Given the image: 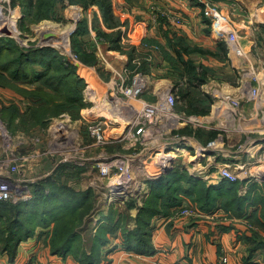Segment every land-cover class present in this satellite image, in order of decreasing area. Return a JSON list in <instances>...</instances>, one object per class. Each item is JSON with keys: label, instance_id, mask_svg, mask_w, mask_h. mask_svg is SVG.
<instances>
[{"label": "crops", "instance_id": "obj_1", "mask_svg": "<svg viewBox=\"0 0 264 264\" xmlns=\"http://www.w3.org/2000/svg\"><path fill=\"white\" fill-rule=\"evenodd\" d=\"M113 1L116 15L126 19L128 23L121 27L132 30L142 42L137 44V48L155 58V63L144 74L146 78L143 76L140 79L145 88L141 99L153 104L157 112L160 108V122L173 121L165 129L154 126L151 134L146 130L142 134L145 147L146 144L152 146L153 142L157 144L161 134H172L174 129L184 128L188 124L221 131L216 139L207 144L192 135L176 137L172 134L167 144L176 149L174 151L177 159L172 158L173 164L163 174L179 166L186 168L207 186H218L222 181L229 179L223 177L220 170L226 166L234 167L232 170L239 175L237 180L240 181V195H249L253 204L251 203L244 215L234 216L222 207L208 212L201 211L195 202L188 199L184 206L190 205L198 210L193 216L174 218L171 215L153 218L151 227L154 253L140 254L127 250L123 244L120 226V229L110 236V241L102 247L101 259L95 264H264V248H254L253 240V230L263 231V228L252 220L254 211L258 209V212H261L260 202L254 199L257 194H263L264 188V167L259 159L264 153V0ZM207 5L217 8L215 15L205 13L212 24L207 23L204 18V7ZM19 10L22 15L20 6ZM170 13L179 15L183 24L175 22ZM96 14L102 24L98 6L93 5L89 12L85 13L90 28L89 37L97 43L96 53L99 60L95 65L78 64L82 73L80 75L87 82L84 90L85 101L90 103V106L84 109V118L81 121L99 120L104 107L111 113L114 111L113 123L116 126L106 131L108 137L114 138L113 135H122L123 120L128 116L127 109L122 107L127 106L131 100L124 97L123 101L119 100L117 104L111 94L118 80H121L119 77L127 67L129 57L127 53L112 49L108 43L97 41V32L92 27ZM230 32L235 33V41H230ZM175 36L184 37L192 45L211 50H218V42L221 40L228 44L227 59L197 54L199 61L216 71L214 77L202 86V89L214 98L211 113L206 116L186 117L176 113L175 108L171 110L168 99L176 79V75L172 74V65L164 58L161 50L147 47V43L143 41L144 38L154 39L155 42H160L159 45L168 47L169 39ZM254 89H258L256 97ZM12 95H15L14 98L20 96L16 92ZM106 98L110 103H105ZM123 112L125 114H122ZM101 122L109 124L106 120ZM163 130L166 132L162 133ZM157 132L160 133L158 136L155 135ZM152 135L157 139L151 137ZM242 140L238 146L240 148H235L236 143ZM156 171L158 170L154 172ZM161 175L148 176V187L143 191L144 194L151 191L150 182ZM92 185L93 181L87 187L79 189ZM120 194L113 192L111 196L114 197L115 203L121 205L120 210L123 211L127 208L123 203L130 201V198ZM103 220L101 216L100 221ZM134 226V222L128 224V228ZM42 230L39 228L34 236L19 244L13 260L11 253L2 250L0 245V264H82L74 253H53L47 234H42Z\"/></svg>", "mask_w": 264, "mask_h": 264}, {"label": "trees", "instance_id": "obj_2", "mask_svg": "<svg viewBox=\"0 0 264 264\" xmlns=\"http://www.w3.org/2000/svg\"><path fill=\"white\" fill-rule=\"evenodd\" d=\"M60 1L22 0L12 1V5L22 8L24 15L21 27L24 29L28 20L37 24L45 19H52ZM82 2L85 7L88 4L99 7L102 21L108 29L101 26L97 14L93 29L112 49L128 53L129 66L134 70L136 67L133 60L138 48L136 45H132L131 49L124 47L121 26L128 23L126 19L116 15L114 1ZM203 14L205 21L212 24L205 12ZM89 35L90 28L86 17L79 21L78 29L72 37V47L82 62L95 65L99 58L96 45ZM143 41L157 44L164 58L172 65V74L176 75L172 92L176 96V111L186 116L210 114L214 98L205 92L202 86L214 77L216 71L199 61L197 54L227 59V42L221 40L218 42V50H211L192 45L180 36L169 39L168 47L159 45L160 42L157 43L154 39L144 38ZM78 69L69 56L54 46L33 44L31 47H25L13 36H0V87L11 89L28 101L24 110L17 101L4 103L0 108V115L9 130L13 134H30L39 126L47 128L53 117L63 113L70 114L74 120L82 119V111L87 106L84 96L87 82ZM90 131L88 128V133ZM220 133L217 129L194 127L191 124L172 131L174 136H195L204 144L216 139ZM72 167L67 161L60 162L50 175L34 183L29 200L17 203L0 200V245L2 250L11 253L12 260L19 244L34 236L39 228L43 229L42 234H47L53 253H74L82 264L99 263L102 247L110 241V236L115 234L120 226L123 244L127 250L152 254L155 252L151 227L153 218L173 215L188 199L195 202L201 211L208 212L222 207L234 216L244 215L251 203L253 204L249 195H240L239 180L226 179L218 186H207L186 168L175 166L150 182L152 189L136 215V226L133 229L126 228L125 216L122 213L116 218L114 214H109L95 229L93 243L88 249L82 233L86 228V216L96 211V192L93 186L79 189L68 183L69 177L79 176L85 169L79 164H74V170L70 169ZM64 175H67L68 179L63 180ZM262 191L263 194H257L254 199L260 202L261 212H258V209L254 211L252 220L264 230V188ZM130 199L135 203L137 198ZM253 240L254 248H264V236L260 231L253 230Z\"/></svg>", "mask_w": 264, "mask_h": 264}, {"label": "rangeland", "instance_id": "obj_3", "mask_svg": "<svg viewBox=\"0 0 264 264\" xmlns=\"http://www.w3.org/2000/svg\"><path fill=\"white\" fill-rule=\"evenodd\" d=\"M12 1L19 2L22 0H0V25L2 26H0V30L8 27L11 31V36L15 37L18 40V43L25 47H31L33 44L40 46H54L60 50V52L69 56L78 67V64L84 63L78 58V55L73 50L72 34L76 33L79 26L78 22L86 18L85 13H88L93 5L88 4V6L85 7L82 2L85 0H61L52 19H45L37 24L31 23L30 20H28L26 27L22 29L21 21L24 13L21 8V15L19 5L13 6ZM101 26L104 29H108L104 22ZM121 29L123 35L124 29L122 27ZM126 30L129 31V29ZM137 40L140 39H134L132 44L122 43L124 47L126 46L131 49V46L134 45V42ZM93 41L97 48V43L95 40ZM97 41L105 43V40L98 36ZM108 42L110 43V41ZM137 50L138 51L133 60V64L136 68L132 70L129 63L127 67L124 68L128 69V75L127 77L125 76L128 85L134 83L137 74H140L136 79L141 84L140 79L143 78V76L146 78L144 75V69L147 71L150 70L153 63H155V58L152 54L144 53L139 49ZM127 55L129 57L128 53ZM144 66L146 68H142ZM124 69L121 72V75H124ZM78 72L79 74H82L79 69ZM132 73L133 76L131 77ZM121 75L119 79L122 80ZM121 80H118L111 96L116 99L117 104L120 101H123L124 97L130 98L129 100L131 101L127 106L123 105L122 107V109H127L128 113L126 119L123 120L124 128H121L122 135H113L115 136L114 138L108 137L106 131L108 128V130H110L112 126H116V124L113 123L115 113L114 111L111 113L106 107L102 109L100 117L98 118L99 120L91 122L81 121L84 117L82 119L74 120L70 114L63 113L58 117H53L47 128L39 126L30 134L22 132L13 134L0 115V173L2 174V177H11V179L12 177H16L18 180L22 181L23 188L25 191L29 192V195L26 193L27 196H32L34 183L44 179L40 176L50 175L60 162L67 161L71 163L73 167L70 169L72 170L75 169L74 164H79L85 167V172L83 171L79 176L73 178L69 177L68 179L67 175H64L63 180L68 179V183L76 188H85L87 185H90L92 181L94 183L92 186L96 192L94 203V210L96 211L92 215L89 214L86 216L84 224L86 225V228L82 233L84 244L88 249L91 248L93 243L96 231L95 228L101 224V216L102 219H106L109 214H114V217L116 218L119 213H122L125 216L124 225L126 228L133 229L135 227L128 228V224L131 222L136 223V215L149 194H144L143 192L145 188L148 187L146 185L148 176L160 175L161 172H164L171 166V164H173L172 158L177 159L176 152L174 151L176 149L169 147L167 144V140L170 139V136H173L172 134H164V136L161 134L159 140H157V144L159 145H157L156 142H153L154 144L152 146L146 144L145 147V143H142V134H144L146 130L147 133L151 134V130L154 126H161V129H165L169 127L173 121L171 123L160 122V119L158 118L160 108L158 109V112L155 108L154 111H149L148 105L153 104H149L141 99V95L145 91L142 84L143 90L139 97L131 98L123 93L120 86ZM143 82L145 81L143 80ZM256 90L257 92L254 93L255 97L258 95V89ZM13 93H15V91L8 88L0 89V108L4 103L17 101L22 108L25 109L26 105H28V101L20 98V96L14 98L15 95H12ZM105 103H110V100L106 98ZM169 104L172 106L171 110L173 111L175 104ZM89 106L90 103H87L85 108H88ZM163 111H166V109H163ZM124 112H126V110ZM124 112L122 114H125ZM176 113L178 112L176 111ZM182 116L186 115L183 114ZM101 119L109 122L107 125L103 123L104 135L106 136L107 142L98 143L97 138L94 137L91 131L88 133V128L91 130L90 126L102 121ZM140 129L142 130L139 131ZM165 132L166 131L163 130L162 133ZM159 134L160 133L157 132L155 135L158 136ZM155 135H152L151 137L154 138ZM135 136H137V138ZM120 137L126 139L120 140ZM241 142H243V140L238 141L235 148H240L238 146H240ZM20 156L23 157L21 158ZM28 156L29 158H25ZM19 157L21 159L18 163L17 158ZM259 159L262 160L261 163H263L264 167V153ZM14 163H17L18 166L17 170L12 171L11 168ZM108 165L113 168L108 173H104L102 168L103 166ZM164 165H167V167ZM122 167H124V171H127L126 174L123 173ZM160 167L161 169H159ZM232 168L234 170V167ZM232 168L229 166L223 167L220 170L221 175L223 169H228L239 177ZM241 169L242 168H240V170ZM155 170L158 171L154 172ZM117 186L118 188H116ZM13 187L15 188L14 184ZM150 187H152V185ZM113 192H120L122 197H127L128 199L132 197L137 198L136 202L133 203V201L128 200L124 203L122 202L123 206L127 208L121 211V205L115 203L114 197L112 198L111 196ZM17 194L18 193L14 194V198L17 197ZM23 199L24 200L19 201H26L31 198L26 197ZM10 201L13 203L18 202L14 199ZM132 212L134 214H131ZM89 224L92 225L93 228L88 227ZM93 225L97 226L94 228ZM260 232L264 236V230Z\"/></svg>", "mask_w": 264, "mask_h": 264}, {"label": "built area", "instance_id": "obj_4", "mask_svg": "<svg viewBox=\"0 0 264 264\" xmlns=\"http://www.w3.org/2000/svg\"><path fill=\"white\" fill-rule=\"evenodd\" d=\"M216 11H217V8L214 7V6H208L207 5L205 7V13L206 14H214L215 15ZM170 17L175 22H177L179 24H183V20H182V18L179 15H174V14L170 13ZM134 39H138L136 34L133 31H130V30L127 31L126 29H124V32H123V35H122V42L123 43H131L132 44ZM229 39H230V41H235L236 40L235 33L230 32ZM141 43L142 42L137 40V41L134 42V45L137 46V44H141ZM145 45L147 47L150 46L153 49L159 50V46L157 44L156 45H153V44L150 45V44L147 43ZM124 71H125V73H124V75H121L122 80H121V83H120V86H121V89H122L123 93L126 96H129L131 98L132 97H134V98L139 97V95L141 94V92L143 90V86L137 81L136 78L138 76H140V74H137V77L135 78L134 83L132 85H128L127 84V79H126V77L128 75V73H127L128 69L126 68V69H124ZM256 92H257V90L254 89V93H256ZM168 101H169V103H171V105H174L175 102H176V96L173 95V94H170ZM148 109H149V111H154L153 105H148ZM90 129H91V133L94 135V137L97 138L98 143L107 142L106 136L104 135L103 122L100 121L98 123H95V124L91 125ZM141 130L142 129H140L139 131H141ZM176 137H180V136H176ZM43 154H45V153H43ZM37 155H38V153H37ZM41 155H42V153H41ZM20 157L22 158L23 156H20ZM20 157L17 158V162L18 163H19V160L21 159ZM25 158H29V156L25 157ZM17 166H18V164L14 163L13 167L11 168L12 171L17 170ZM112 168L113 167L108 165V166H103L102 170H103L104 173H108L109 171L112 170ZM122 171H123L124 174L127 173L126 170L124 171V167H122ZM222 176L226 177V178H229L232 181H236L238 179V176L233 174L228 169H223L222 170ZM12 179H11V177H4V176L2 177V174H0V200L4 201V200H12V199H14V200L19 201V200H24L23 198H26V197L30 198L31 196L30 197L27 196V194L29 192L25 191V189L23 188L24 186H23L22 181L18 180L16 177H12ZM13 184H14L15 188L13 187ZM23 192H24V194H23ZM15 193H18V194L16 195L17 197L14 198V194ZM197 211L198 210H196L194 207H191L190 205H186V206H183V207L177 209L175 211V213L173 214V217L174 218L189 217V216H193L194 214H196ZM226 260L227 259L225 257L224 261H226Z\"/></svg>", "mask_w": 264, "mask_h": 264}, {"label": "water", "instance_id": "obj_5", "mask_svg": "<svg viewBox=\"0 0 264 264\" xmlns=\"http://www.w3.org/2000/svg\"><path fill=\"white\" fill-rule=\"evenodd\" d=\"M2 35H9V36H11L12 34H11V31L8 29V27H5L4 29L1 30L0 36H2ZM161 174H163V172Z\"/></svg>", "mask_w": 264, "mask_h": 264}]
</instances>
